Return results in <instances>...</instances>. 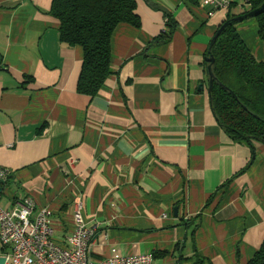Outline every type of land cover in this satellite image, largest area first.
Returning a JSON list of instances; mask_svg holds the SVG:
<instances>
[{
	"label": "crops",
	"instance_id": "crops-1",
	"mask_svg": "<svg viewBox=\"0 0 264 264\" xmlns=\"http://www.w3.org/2000/svg\"><path fill=\"white\" fill-rule=\"evenodd\" d=\"M135 2L139 25L114 27L111 73L89 97L75 89L82 50L60 40L51 0H0V206L49 207L62 241L80 197L95 259L116 248L165 251L153 264H246L264 239V145L219 127L201 64L226 11ZM235 29L264 62L256 20Z\"/></svg>",
	"mask_w": 264,
	"mask_h": 264
},
{
	"label": "trees",
	"instance_id": "trees-1",
	"mask_svg": "<svg viewBox=\"0 0 264 264\" xmlns=\"http://www.w3.org/2000/svg\"><path fill=\"white\" fill-rule=\"evenodd\" d=\"M263 3L264 0H242L239 4L232 0L215 32L224 21ZM135 7V0H51L48 14L59 21L60 40L82 50L75 87L78 93L94 96L111 73V32L118 23L139 25ZM234 8L236 11L232 12ZM254 19L264 44V9ZM166 21L167 30L155 39L159 42H168L172 34L175 24L169 17ZM237 22L228 23L219 31L201 64L205 73L207 66L211 67L209 101L216 123L233 142L253 149L256 142L264 145V62L255 60L244 44L235 29ZM207 56L212 60H205ZM165 254L161 251L152 255ZM187 259L190 264H202L198 255L183 260ZM246 264H264V239Z\"/></svg>",
	"mask_w": 264,
	"mask_h": 264
},
{
	"label": "built area",
	"instance_id": "built-area-1",
	"mask_svg": "<svg viewBox=\"0 0 264 264\" xmlns=\"http://www.w3.org/2000/svg\"><path fill=\"white\" fill-rule=\"evenodd\" d=\"M232 0H199L208 14L226 9ZM7 172L0 167V181ZM53 211L36 207L24 197L11 208L0 206V245L4 264H153L151 253L124 254L111 248L107 256L95 259L91 253L97 225L83 219V201L76 198L70 214L71 229L62 241L55 239Z\"/></svg>",
	"mask_w": 264,
	"mask_h": 264
},
{
	"label": "water",
	"instance_id": "water-1",
	"mask_svg": "<svg viewBox=\"0 0 264 264\" xmlns=\"http://www.w3.org/2000/svg\"><path fill=\"white\" fill-rule=\"evenodd\" d=\"M264 9V3L261 4L259 7L249 11L248 13H245L243 15H240L238 17H232L226 21H224L221 26L219 27V29L214 33V35L212 36L211 40H210V43L208 46H210V44L213 43V41L215 40L217 34L219 33V31L228 23H231V22H234V21H241L243 19H246V18H251V17H255L258 13H260L262 10ZM209 52V51H208ZM205 60H208V61H211L212 60V57L211 56H207L205 57ZM207 74H208V92L210 91V88H211V82H212V79H213V75H212V71H211V67L210 65L207 66ZM200 87V86H199ZM3 184V181H0V191H1V185ZM174 212H175V208H174ZM4 257L0 256V264H4Z\"/></svg>",
	"mask_w": 264,
	"mask_h": 264
},
{
	"label": "rangeland",
	"instance_id": "rangeland-1",
	"mask_svg": "<svg viewBox=\"0 0 264 264\" xmlns=\"http://www.w3.org/2000/svg\"><path fill=\"white\" fill-rule=\"evenodd\" d=\"M236 1H238L239 2V4H241L242 3V0H236ZM236 11V9L234 8V9H232V12H235ZM246 19H249V18H246ZM250 19H254V17H251ZM244 20V19H243Z\"/></svg>",
	"mask_w": 264,
	"mask_h": 264
}]
</instances>
